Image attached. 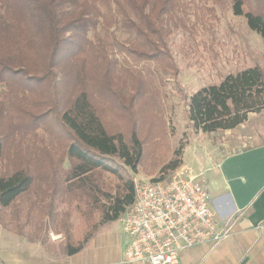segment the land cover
Returning <instances> with one entry per match:
<instances>
[{
	"label": "rangeland",
	"instance_id": "obj_1",
	"mask_svg": "<svg viewBox=\"0 0 264 264\" xmlns=\"http://www.w3.org/2000/svg\"><path fill=\"white\" fill-rule=\"evenodd\" d=\"M216 1L183 0L185 7L177 12L176 25L166 40V50L177 74L164 65L161 57L146 58L131 52L128 48L135 36L122 25L115 3L96 1L98 20L85 32L87 53L99 65L109 64L119 92L126 97L139 92L132 99L131 110L125 109L117 96L97 95L101 115L113 132L124 133L129 142L135 129L143 142V156L136 171L118 156L107 158L134 182L170 175L175 169L163 167L176 159L178 149H182V164L178 168H186L185 149L201 146V131L192 128L187 114L186 103L192 93L220 82L229 73L264 65L261 36L248 27L244 16L234 14L230 1L224 5ZM49 92L51 88L33 85L23 78L7 77L0 83V116L19 127L11 136L10 154L2 163V171L12 168L14 160H10L19 153L44 172L12 207L0 209V233L7 237V245L0 240V247L8 249L10 238H15L13 247L31 242L37 248L47 249L54 259H60L67 256L68 243H86L106 223L98 212L84 219L79 208H88L89 199L83 194L73 199L65 190L63 169L69 167V161L62 163L59 155L71 137L64 126L53 112L33 123L24 111V107L28 109L35 102L33 95ZM254 132L261 133L260 138ZM204 134L207 144L217 148L218 157L247 149L264 141V110L251 114L248 121L235 129L219 131L215 139ZM50 154L54 155L53 161ZM98 182L111 193H116L122 183L110 172L100 173ZM119 220L117 226L121 227Z\"/></svg>",
	"mask_w": 264,
	"mask_h": 264
},
{
	"label": "trees",
	"instance_id": "obj_2",
	"mask_svg": "<svg viewBox=\"0 0 264 264\" xmlns=\"http://www.w3.org/2000/svg\"><path fill=\"white\" fill-rule=\"evenodd\" d=\"M96 1L0 0V83L7 77L23 78L33 85L51 88L48 94L33 95L35 102L24 111L33 123L53 112L64 126L71 137L59 155L62 163L69 161V167L63 169L65 190L73 199L78 194L89 199L88 208H79L84 219L98 212L106 223L118 220L135 198L133 179L107 158L118 156L136 171L143 156V142L135 129L128 142L124 133H114L101 115L97 95L117 96L121 105L131 110L132 99L139 92L128 97L119 92L109 64L99 65L87 53L85 32L98 20ZM108 1L115 3L122 25L135 36L128 49L141 57H161L164 65L177 74L166 40L176 25L177 12L185 7L183 0ZM227 1L232 3L234 14L244 16L248 27L264 43V0L216 2L224 5ZM186 105L192 128L211 138L215 139L219 131L243 125L251 114L264 110V65L229 73L220 82L199 88L188 97ZM18 129L0 116V209L12 207L44 174L19 153L10 160H14L12 168L2 171V163L10 154L11 136ZM50 155L53 161L54 155ZM181 155L182 149L176 150V159L163 169L178 168ZM102 172L121 179L116 193L101 188L98 175ZM82 248L83 244L68 243L66 253L72 255Z\"/></svg>",
	"mask_w": 264,
	"mask_h": 264
},
{
	"label": "crops",
	"instance_id": "obj_3",
	"mask_svg": "<svg viewBox=\"0 0 264 264\" xmlns=\"http://www.w3.org/2000/svg\"><path fill=\"white\" fill-rule=\"evenodd\" d=\"M254 133L260 138L261 133ZM199 136L201 146L185 149L184 164L190 176L208 186L216 216L231 225L232 233L217 245L183 250L182 264H264V141L218 157L217 148L207 144L205 134ZM117 223L106 222L79 252L60 259L31 242L13 247L15 238H10L11 247H0V264H143L124 262L127 241ZM1 225L0 221V229ZM0 240L7 245L2 233Z\"/></svg>",
	"mask_w": 264,
	"mask_h": 264
},
{
	"label": "built area",
	"instance_id": "obj_4",
	"mask_svg": "<svg viewBox=\"0 0 264 264\" xmlns=\"http://www.w3.org/2000/svg\"><path fill=\"white\" fill-rule=\"evenodd\" d=\"M134 189V201L119 220L126 263L182 264L183 250L217 245L232 233L216 216L208 186L185 167L166 177L136 180Z\"/></svg>",
	"mask_w": 264,
	"mask_h": 264
}]
</instances>
